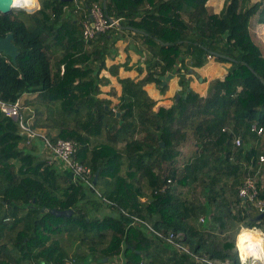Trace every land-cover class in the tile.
<instances>
[{"label": "trees", "instance_id": "1", "mask_svg": "<svg viewBox=\"0 0 264 264\" xmlns=\"http://www.w3.org/2000/svg\"><path fill=\"white\" fill-rule=\"evenodd\" d=\"M93 1L102 4L39 0L38 7L0 13V35L12 32L19 47L16 63L0 54V99L36 93L26 102L34 104L32 127L76 140L73 158L98 171L94 188L73 180L61 162L40 153V138L23 139L17 119L0 109V264H92L120 256L122 264H208L160 242L143 222L130 223L120 208L163 232H181L179 241L199 256L242 264V226L264 230V217L255 220L257 209L238 194L264 153V41L256 31L264 0H224L218 11L210 0H106V14L120 17L122 35L131 34L130 46L144 52V75L119 76L115 104L99 96L108 83L101 72L115 75L129 65L107 64L118 54L119 28L84 40ZM208 53L231 65L202 96L190 86L189 69L202 66ZM169 72L180 95L161 105L144 85L153 82L163 94L168 81L160 76ZM252 122L263 127L260 134L249 129ZM187 143L193 148L185 154ZM258 188L264 200V184ZM75 243L87 249L70 254Z\"/></svg>", "mask_w": 264, "mask_h": 264}, {"label": "built area", "instance_id": "2", "mask_svg": "<svg viewBox=\"0 0 264 264\" xmlns=\"http://www.w3.org/2000/svg\"><path fill=\"white\" fill-rule=\"evenodd\" d=\"M33 7H38L35 4ZM26 8V9H32ZM120 17H112L104 11V8L99 1H93L91 5L88 7V18L83 20V37L84 40H89L90 38L97 35V32H103L106 29L111 28L114 25H118ZM1 54V52H0ZM213 56L211 53L206 54V59H211ZM63 70V68H62ZM0 109L8 116H12L17 119L21 130H28L31 133V138L38 137L42 140L43 145L52 153L53 157H57L59 161L67 168L70 173V177L73 180H80L82 183L87 185L88 187L94 188V173L92 168L79 161L78 159H74V153L77 150V141L71 138H57L52 139L47 135L46 132H42L35 127H32V124L28 121V119L24 118V115L20 110V102L16 100L15 102H8L0 99ZM114 109V108H112ZM227 129L226 126L222 128V130ZM249 129L252 132L260 134L263 131V127L258 125L256 122H252L249 125ZM28 141V140H27ZM235 145H240L241 138L240 136H236L234 138ZM72 157V160L70 158ZM264 161V153H260L258 155V166L256 169V173L254 175L247 176L243 179V182L238 186V194L239 196L247 199L251 202V204L257 209L258 213L264 211V200L258 198L259 188L258 181H262L264 179V174L261 172V164ZM169 181V178H168ZM96 190V189H95ZM125 216H128L127 219L130 223L135 222H143L148 226V228L154 233L155 238L160 242L168 243L176 247L182 248L184 251L191 253L196 259L202 260L208 264H228L224 262H218L209 259L206 256H199L194 253L192 249H189L187 246H184L180 241L179 237L181 236V232H163L159 229L154 228L149 222L145 219L135 216L133 214L127 213L124 209L121 210ZM199 221H204L203 215L199 217ZM244 228V227H242ZM241 228V229H242ZM256 228V227H254ZM237 245V243H236ZM238 254L240 258V252L238 249ZM241 260V259H240ZM116 264H122L123 259L120 256L118 259L114 260ZM242 262V261H241ZM248 264H251V257L248 259ZM261 264H264V261H261Z\"/></svg>", "mask_w": 264, "mask_h": 264}, {"label": "crops", "instance_id": "3", "mask_svg": "<svg viewBox=\"0 0 264 264\" xmlns=\"http://www.w3.org/2000/svg\"><path fill=\"white\" fill-rule=\"evenodd\" d=\"M74 1H78V4L81 2H79V0H74ZM224 0H210V4L213 7V10H219L223 4ZM251 2H254L256 0H250ZM36 5L39 6V0H36ZM258 27L264 28V24H260ZM122 27H120L119 29V33L122 36V38L118 39V41L116 42L117 46H118V54L115 56L114 59H107V64H111V63H123L125 60L127 61V64L129 65V67H124L123 65H120L118 67V73L113 75L111 74L108 70H102L101 74H105L108 78V83L106 84H101L100 88H101V92L99 93L100 97H108L107 99L110 98L111 100V104H115L118 101V96L121 93V87L122 85L120 84L118 77H130L134 80H138L139 78H141L144 73H145V69L142 70V72H140L138 70L139 66H143L144 64L141 61V55L139 53H137V51H135L134 46H130V44H132V40L133 37L131 34H128L126 32H124L122 35ZM124 28V27H123ZM126 28V27H125ZM135 39V38H134ZM135 41L137 43H139L138 40L135 39ZM118 58V60H116ZM213 68H208L210 70L211 76L216 73L218 76L215 77H223L224 73V68L221 65H214L212 66ZM61 68H64V66H61ZM216 68V69H215ZM194 71H196V68H193ZM208 69H206V67L204 66L203 71H207ZM211 69L213 70V72H211ZM220 69V70H219ZM219 70V71H218ZM63 71V70H62ZM218 71V72H215ZM205 75V73H203ZM192 76V75H191ZM203 77V76H202ZM206 78V77H203ZM177 76H173L170 79H168L167 83H168V88L167 90L162 94V98H166L164 100H162L159 104L161 105H170L172 99L175 96V93L177 92L179 86H178V82H177ZM207 79V78H206ZM197 78L194 80H190V86L192 87V85L194 86L195 84H201V83H197ZM207 81V80H206ZM144 88L147 90L148 94L156 99L159 100L161 94L158 91L157 86L155 85V83L151 82V83H147L144 85ZM36 93H23L21 95V97L19 98L20 101V105L28 110V106L26 105L27 100L29 99H34ZM103 97V98H105ZM24 113V112H23ZM45 115L43 114V117ZM28 121L33 124V122L36 120L35 114H34V110L27 116ZM35 128H37L38 130H44L45 132H49L51 135L55 134L56 129L52 128L49 129V127L44 126H36ZM33 138L29 139L28 141L33 140ZM27 141V140H26ZM40 141L42 142V140L40 139ZM40 153H42L44 156H46L48 158L49 163H55L59 162L57 159H55L52 155V153L43 145H41L40 147ZM62 164V163H60ZM63 165V164H62ZM62 167V166H61ZM63 170H65L69 175V171L67 170V168L65 166H63ZM97 262V261H96ZM96 264H116L113 260H107L104 259L102 262L96 263Z\"/></svg>", "mask_w": 264, "mask_h": 264}, {"label": "rangeland", "instance_id": "4", "mask_svg": "<svg viewBox=\"0 0 264 264\" xmlns=\"http://www.w3.org/2000/svg\"><path fill=\"white\" fill-rule=\"evenodd\" d=\"M80 2V1H79ZM214 11V10H213ZM215 11H218V10H215ZM23 13L24 12H22V11H20L19 13H18V17L19 18H22L24 15H23ZM111 28H115V29H117V28H119L120 29V27H119V25H114V26H112ZM119 29H117V30H119ZM256 31H257V34L261 37V39L264 41V28H261V27H257L256 26ZM119 35H120V33H118ZM120 38H122V36L120 35V37L118 38V39H120ZM118 39H117V41H118ZM116 41V42H117ZM141 56H144V52L142 51V53H141ZM116 60H118V58L116 59ZM112 64V63H111ZM214 65H221V66H223V68H224V71L223 72H226L229 68H230V65H231V63L228 61H218V60H216L215 59V57L213 56V58H211V59H204V64L202 65V66H200V67H193V68H196V71H194V69L193 68H190V69H193V72H191V79L192 80H194V78L196 79L197 77V80H195V81H197V83H201L200 85L199 84H195L194 86L192 85V89H195V90H197V91H199V93L202 95V96H205V95H207V93H208V84H209V81L211 80V79H214V78H221V77H215V76H218L216 73H214L212 76H211V73H210V70L208 69L209 67L210 68H213L212 66H214ZM204 66L206 67V69H208L207 71H203V68H204ZM216 69V68H215ZM220 70V69H219ZM218 70V71H219ZM218 71H215V72H218ZM211 72H213V70L211 69ZM203 73H205V75L203 74ZM225 74V73H224ZM102 75V74H101ZM199 75V76H198ZM108 76V75H107ZM206 77L205 78V80H203V77ZM109 77V76H108ZM202 78L201 80H200V78ZM207 80V81H206ZM158 91L160 92V96H158V97H160L159 98V102H161L162 100H163V98H162V93H161V91L159 90V88H158ZM103 97H105V96H103ZM105 98H108V97H105ZM110 99V98H109ZM164 99H166V98H164ZM32 108H34V104L32 105V104H30L29 106H28V110L27 109H25V108H23V112L24 113H31L32 111H33V109ZM47 126H48V124L47 123H45ZM40 131H42V132H45L44 130H41L40 129ZM47 133V132H46ZM35 139V138H34ZM193 148V146L191 145V144H189V143H187V145L185 146V148H184V153L186 154L189 150H191ZM55 159H57V160H59L57 157H55ZM184 159H181V161H180V163H178L177 164V167H178V170H179V172H181V169H182V164H181V162L183 161ZM57 164H58V162H56ZM62 165V164H61ZM63 166L64 165H62V167H60V169H64L63 168ZM167 168V167H166ZM264 170V168H263V166L261 165V171H263ZM264 180V179H263ZM96 186H97V188H98V185L96 184ZM96 192H98L97 190H96ZM99 193V192H98ZM97 194V193H96ZM98 195V194H97ZM122 210V208H120V211ZM139 223H141V222H139ZM136 224H138V223H136ZM243 227V226H242ZM263 228V226L260 224V227H257V229L259 230V232L260 233H264V230L262 229ZM71 250H70V254H72V253H75V252H81V251H84V250H86L87 249V247L85 246V245H80V244H77V243H75L74 244V246H71V247H69ZM111 261V260H110ZM96 263H99V262H96V261H94V262H92V264H96Z\"/></svg>", "mask_w": 264, "mask_h": 264}, {"label": "water", "instance_id": "5", "mask_svg": "<svg viewBox=\"0 0 264 264\" xmlns=\"http://www.w3.org/2000/svg\"><path fill=\"white\" fill-rule=\"evenodd\" d=\"M11 5H12V0H0V13L11 12L13 9V7ZM102 6H103V8H105L106 0H102ZM110 18L112 19V17H110ZM117 24L119 25V27H122L119 23H117ZM127 28L144 33L143 30L136 28V27L127 26ZM97 34H99V32H97ZM165 43H167V42H165ZM0 52L5 54V55H8L10 57L11 61L13 63H16V57L19 54V47L14 42V35L12 32H7L5 35H0ZM213 54L219 55V53H217V52H214ZM203 58H204V55H203ZM189 72L190 73L193 72V69H189ZM173 76H174V74L170 73V72L166 73L165 75H161L160 78L162 79V84H165L167 82V80ZM201 79L202 78H200V80ZM179 95H180L179 92L175 93L174 101H177ZM105 108H107V106H105ZM19 134L25 140L31 139V133L28 130L23 129V130L19 131ZM161 144L163 145V141L161 142ZM70 160H72V157L70 158ZM97 175H98V171H95L94 179H93L94 182H96V180H97ZM41 210H49L51 213H53L55 215H69L72 213L71 208H68V209L41 208ZM262 217H264V211L257 213V215L254 217V219L260 220ZM104 259H107V258L105 257ZM256 264H261V261L258 260L256 262Z\"/></svg>", "mask_w": 264, "mask_h": 264}, {"label": "clouds", "instance_id": "6", "mask_svg": "<svg viewBox=\"0 0 264 264\" xmlns=\"http://www.w3.org/2000/svg\"><path fill=\"white\" fill-rule=\"evenodd\" d=\"M35 4L36 0H12L11 6L13 8H31L35 6ZM261 172L264 174L263 171ZM259 182L261 185L264 184V180ZM237 248L240 252L242 264H248L249 257H251V264H256L258 260L264 261V233L255 230L249 231L247 229L241 231L237 237Z\"/></svg>", "mask_w": 264, "mask_h": 264}, {"label": "bare ground", "instance_id": "7", "mask_svg": "<svg viewBox=\"0 0 264 264\" xmlns=\"http://www.w3.org/2000/svg\"><path fill=\"white\" fill-rule=\"evenodd\" d=\"M243 229H250V228H242V229L240 230V232H241ZM251 230H254V229H251ZM255 231H257V230H255ZM240 232L238 233V235L240 234ZM237 237H238V236H237Z\"/></svg>", "mask_w": 264, "mask_h": 264}]
</instances>
